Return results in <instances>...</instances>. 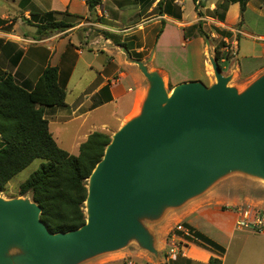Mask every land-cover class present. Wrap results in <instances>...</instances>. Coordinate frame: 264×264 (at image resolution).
<instances>
[{"label": "crops", "instance_id": "1", "mask_svg": "<svg viewBox=\"0 0 264 264\" xmlns=\"http://www.w3.org/2000/svg\"><path fill=\"white\" fill-rule=\"evenodd\" d=\"M25 1L17 0V4L26 11L28 9L25 16L29 19L30 10L41 14L68 12L79 17L73 21H69L73 18L67 19L71 28L46 36L38 35L37 28L31 25H27L30 29L26 34H18V22L10 27L13 24L10 15L4 14L0 18L3 22L9 21L5 25L6 30H0L2 73H11L19 85L31 89L47 67L58 68L59 82L67 92V106L45 108L44 117L57 144L75 156L91 134L100 132L111 137V133H116L140 113L149 86L134 61H142L150 72L159 73L165 83L173 87L197 81L208 85L212 56L207 55L208 61L205 57L209 48L215 52L218 46L208 44L198 34L199 28L193 26H201L212 42L223 40L227 45L224 44L221 51L233 53V60L238 53V36L255 40L245 31V24L240 30L233 28L241 18L240 14L237 13L233 20L229 19L230 8L238 11L239 3L229 5L224 20L207 14L215 8L214 5L200 13L199 18L194 14L192 19L185 20L182 0L174 2L180 8L176 10L181 15L180 19L159 15V0H152L150 4L149 0H143L141 4L135 0H103L94 15L90 14L85 0ZM196 5L198 3H194L195 10ZM250 6L249 1L245 13ZM57 20H62V17H57ZM210 24L215 28L208 29ZM23 37L27 40H22ZM260 39L264 42V37ZM23 41L28 44L23 45ZM131 53L138 55L139 59ZM223 73L232 77L231 86L244 90L264 74V62L245 71L239 66ZM237 80L240 83L232 85ZM4 147L5 142L0 136V150ZM221 191L213 188L148 225L155 237L158 260L132 244L82 264H264V241L257 240V236L264 238V234L249 229L238 230L235 226L238 213L233 226L224 224L220 216L229 210L223 211V206L238 201L224 198ZM179 224L205 235L224 252L185 242L180 247L179 257L171 260L168 257L170 249L181 242L179 234L176 238L173 236Z\"/></svg>", "mask_w": 264, "mask_h": 264}, {"label": "water", "instance_id": "2", "mask_svg": "<svg viewBox=\"0 0 264 264\" xmlns=\"http://www.w3.org/2000/svg\"><path fill=\"white\" fill-rule=\"evenodd\" d=\"M134 63L148 93L88 179L86 223L54 234L32 199L0 196V264H82L132 244L158 260L149 224L232 173L264 180V74L240 92L210 57L215 83L169 90Z\"/></svg>", "mask_w": 264, "mask_h": 264}, {"label": "trees", "instance_id": "3", "mask_svg": "<svg viewBox=\"0 0 264 264\" xmlns=\"http://www.w3.org/2000/svg\"><path fill=\"white\" fill-rule=\"evenodd\" d=\"M85 1L90 14L94 15L103 0ZM135 1L137 4L143 2ZM153 1L149 0V4ZM174 2L175 0H159L158 14L180 19L181 15L174 12L180 8ZM193 2L200 5V0ZM248 2L249 0H226L214 11V17L224 20L229 5L239 3L242 18ZM57 17H62V20H57ZM69 18L77 20L79 17L68 12L41 14L33 11L27 23L35 26L40 36H46L71 28L72 25L67 24ZM193 28H199L198 34L209 41L210 36L201 26L195 25ZM123 46L129 52L127 46ZM131 54L139 59L138 55ZM232 58L233 53H225L221 48L215 49V59L220 67L222 60L230 61ZM169 89H173V86L169 85ZM66 99L67 92L59 82L56 67H47L31 89L19 85L11 73H0V136L5 142V147L0 150V193L5 192L9 182L35 161H44L40 169L22 183L19 189L21 195H32V200L42 209L41 220L54 234L77 230L86 223L88 179L111 142L110 135L95 132L80 146L77 156L62 149L50 132L44 109L66 107ZM186 227L193 232V243L224 252L222 247L205 235Z\"/></svg>", "mask_w": 264, "mask_h": 264}, {"label": "rangeland", "instance_id": "4", "mask_svg": "<svg viewBox=\"0 0 264 264\" xmlns=\"http://www.w3.org/2000/svg\"><path fill=\"white\" fill-rule=\"evenodd\" d=\"M249 1L251 4L250 8L247 10L245 15H243V17L239 19L238 24L233 28H235L236 30H240L243 24H245V31L249 35L253 36L255 40L244 36H238V38L240 39L238 41L239 47H238V53L236 55V59L235 60L232 59L233 61L221 62L220 64L223 69V72H228L229 70L235 69L239 66L242 68L243 71H245L251 66H256L264 62V42L261 41V39L259 40V37H264V0H249ZM224 2H226V0H200V5H196V10H195L193 0H182L185 20L192 19L194 14L199 18V16L201 15L200 13L203 14V12H206L207 11L206 9L210 8L212 5H214L215 8H212L210 11H207V14L210 17H214L213 14L214 11H216L217 7L223 5ZM199 8H201V11H199L200 10ZM33 11L34 10H32V12ZM26 12H29L28 9L26 11V9L22 5L18 6L17 0H0V18L4 14L10 15V19L13 21V24L10 27H13V25L16 22H18L19 26L17 27L16 32L21 35L26 34V32H28V30L30 29L27 26L29 25L27 23V19L29 18L25 16ZM237 13L240 14V7L238 11L236 8L231 7L229 13V19L233 20ZM73 20L75 19H69V21H73ZM8 23L9 21L3 22L0 19V30L5 31L6 30L5 25ZM207 28L214 29L215 26L213 24H210V27ZM38 35L40 34L38 33ZM22 40H27V38L23 37ZM17 41L20 42L19 40ZM209 43L211 45L218 46V48H223L224 44L227 45L225 42H223V40H217L216 42H212L209 40L208 44ZM22 44L26 46L28 43L23 41ZM208 54L213 58H215L214 57L215 52L213 49L209 48L208 53L206 54L205 57L207 61L209 58ZM253 58H255V60H253ZM209 72L211 75V80L208 82L207 86H210L213 83H215L213 71L212 68L210 67H209ZM224 75H227V73H224ZM239 83L240 80H237L234 83H232V85ZM166 87L167 89H169V85H167V83H166ZM238 89L240 92L243 91V88H238ZM113 134L114 133H111V137L113 136ZM43 162L44 161L42 160L35 161L32 165H30L27 168V170L23 174H20L13 181H11L10 185L7 186V190L5 192L0 193V196L5 199H14V198L32 199L31 194L21 195L19 187L34 172L40 169L41 163ZM217 188L222 190L221 192L224 198L228 197L231 199H236L238 201L235 204H227L223 206L222 208L223 211L229 210V212H224V214L220 216L222 217V221L224 224L228 226H233L237 215L236 213H238L239 209L252 208L256 212H264V180L263 179L237 172V173H232L226 176L225 178L219 180V182L214 186V189ZM257 240L264 241V238L263 236L259 235L257 236ZM255 245H258V243H256Z\"/></svg>", "mask_w": 264, "mask_h": 264}, {"label": "built area", "instance_id": "5", "mask_svg": "<svg viewBox=\"0 0 264 264\" xmlns=\"http://www.w3.org/2000/svg\"><path fill=\"white\" fill-rule=\"evenodd\" d=\"M235 226L238 230L249 229L258 234H264V212H256L252 208L239 209ZM178 234L181 237V242L174 244L170 249L168 257L171 260H176L179 257L180 247H183L182 243H191L195 239L193 232L182 224L176 226L173 236L176 238Z\"/></svg>", "mask_w": 264, "mask_h": 264}]
</instances>
